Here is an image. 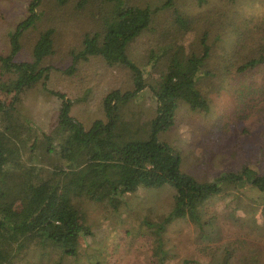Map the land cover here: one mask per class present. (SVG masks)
<instances>
[{
    "label": "trees",
    "instance_id": "obj_1",
    "mask_svg": "<svg viewBox=\"0 0 264 264\" xmlns=\"http://www.w3.org/2000/svg\"><path fill=\"white\" fill-rule=\"evenodd\" d=\"M56 1L58 6H65L69 0ZM88 1L81 0V6ZM94 1L100 2L104 11L101 30L84 36L83 48L71 52L72 64L65 72L73 74L79 61L90 56L130 72L133 89H113L102 99L106 122L96 120L87 129L70 115L73 101L62 92L48 89L50 70L55 67L53 27L39 33L31 61L15 62L21 48L19 39L38 20L42 0H29L28 15L11 33V54H0L3 73L13 75L0 82V91L16 92L10 107L0 103V264H24L23 258L35 264H66L70 259L76 264H102L103 250L93 248L91 252L81 243V239L94 236L79 212L84 200L118 212L125 196L140 188L174 187L173 208L157 222L145 221L152 264H169L173 259L165 237L169 225L191 217L203 226V207L214 197L230 191L239 198L236 192L255 188L264 201V174L245 167L241 172L202 180L183 172L180 151L159 137L174 125L183 103L191 111L210 112L209 97L201 89L200 79L212 73L209 63L220 39L229 48L221 67L235 73L232 81L244 79L247 72L264 65V21H256L248 30L257 34L248 41V31L225 18L227 0H214L213 6L208 5L209 0H197L206 11L202 32L197 42L186 45L182 37L171 39L167 29L154 25L158 12L164 9L169 10L171 27L179 34H186L194 19L200 21L185 15L177 0H166L154 8L127 4L126 0ZM223 2L226 6H218ZM156 30L163 37L157 40L146 63L157 69L156 73L148 72L154 80L156 116L145 137H128L123 131L122 109L147 86V71L129 58L128 47L144 33ZM212 34L214 39L209 43ZM40 81L61 100L58 121L50 135L22 117L16 107L21 93ZM39 132L43 134L39 136ZM82 258L85 261L80 262Z\"/></svg>",
    "mask_w": 264,
    "mask_h": 264
},
{
    "label": "rangeland",
    "instance_id": "obj_2",
    "mask_svg": "<svg viewBox=\"0 0 264 264\" xmlns=\"http://www.w3.org/2000/svg\"><path fill=\"white\" fill-rule=\"evenodd\" d=\"M165 1L126 0L127 4L152 8ZM213 1L209 0L208 5L213 6ZM177 2L185 15L198 17L200 21L194 19L193 27L186 34H179L171 27L173 20L169 10L164 9L158 12L154 25L167 29L166 35L171 39L182 37L186 45L197 42L205 8L199 6L197 0ZM228 2L229 11L225 18L246 31L251 30L256 21H264V0ZM28 3L29 0H0L1 55L11 54L10 36L28 15ZM219 5L226 6L224 2ZM101 6L94 0L82 6L81 0H69L65 6H58L56 0H42L38 8L39 18L22 34L19 39L21 48L15 58V62L31 61L39 33L53 27L56 43L52 62L55 67L50 70L48 89L62 92L73 101L70 115L87 129L96 120L107 121L102 99L109 91L134 88L132 76L126 68L110 66L98 56L80 60L73 74L65 72L72 64L71 52L77 53L83 48L84 36L101 30L104 13ZM211 13L217 14L216 11ZM213 35L209 43L213 42ZM256 35L248 31L245 37L249 41ZM162 37L158 30L149 31L128 47L129 58L147 71V86L122 109L123 131L128 137L138 134L145 137L150 121L156 116L154 80L149 73H156L157 69L146 63L150 51L156 48L157 40ZM228 51L225 40L220 39L215 47L216 55L209 63L212 73L200 79V87L209 97L210 112H194L183 103L177 110L174 125L159 135L161 140L180 151L182 171L202 180L241 172L245 167L264 174V65L247 72L244 79L236 77L232 81L235 73L221 67ZM245 51L244 56L247 55ZM11 77L12 74L3 73L0 61V82ZM48 89L42 81L37 82L21 93L16 107L22 117L32 120L35 127L50 135L51 128L58 121L61 100ZM15 95V91H0V103L10 107ZM42 134L39 132V136ZM175 191L169 185L140 188L125 196L126 202L118 212L102 203L84 200L79 204V212L82 220L92 227L94 236L81 239L82 246L90 248L91 252L93 248L102 249V264H152L151 237L147 235L145 221L157 222L165 216L174 206ZM236 193L239 198L229 191L209 200L203 207V226L191 217L169 225L165 234L173 255L169 264H187L185 260L192 261L191 264H264L263 198L255 188H244ZM23 259L24 264H35ZM83 261L84 258L80 260ZM76 263L70 259L66 264Z\"/></svg>",
    "mask_w": 264,
    "mask_h": 264
}]
</instances>
